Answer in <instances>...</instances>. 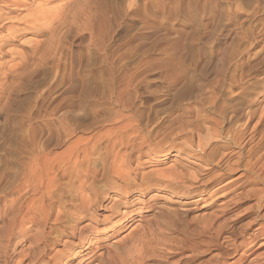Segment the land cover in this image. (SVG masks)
Listing matches in <instances>:
<instances>
[{"label": "rangeland", "instance_id": "1", "mask_svg": "<svg viewBox=\"0 0 264 264\" xmlns=\"http://www.w3.org/2000/svg\"><path fill=\"white\" fill-rule=\"evenodd\" d=\"M36 13L59 16L35 33ZM210 118L245 137L240 151L260 176L215 195L208 184L203 202L148 184L186 190L222 171L227 139L204 154L222 163L213 170L191 156ZM116 168L128 172L129 197L109 187L107 177L125 185ZM80 183L93 202L84 218L66 204ZM139 206L92 244L94 264L229 262L264 226V0H0V264H52L60 230L102 228L114 208ZM24 207L47 210L45 224L28 223ZM246 240L244 262L264 254V236Z\"/></svg>", "mask_w": 264, "mask_h": 264}, {"label": "bare ground", "instance_id": "2", "mask_svg": "<svg viewBox=\"0 0 264 264\" xmlns=\"http://www.w3.org/2000/svg\"><path fill=\"white\" fill-rule=\"evenodd\" d=\"M36 14H39V15H34V14H33V16L31 15L32 16L31 17V21H33V23H32L33 29L32 30L35 33H38L42 29V27L47 26L48 24H50L52 22V19H53L52 16H54V15L59 16V14H57V13H55L54 15L51 13L52 14L51 17L44 18V16L42 17L41 13H36ZM79 17H81V16H79ZM20 34H21V32H20ZM28 42L30 43L31 41H28ZM36 44L33 45L34 48L32 47L31 51H33V52L35 51L34 49L37 48ZM222 106L220 105V108ZM236 110H237V108H236ZM208 121H209V125H207L205 127L204 133L198 136V142H199L198 144H199V147H200L199 150H200V154L201 155L198 154V153H192L191 156H194L196 159L201 160L203 163L205 162L204 165L202 164L203 166H201L205 170H211L212 167L215 164L222 162L223 164L222 163L221 164L224 165V166H223V168H220L222 170L221 172L219 171L217 173H213V174H211L209 176L208 179L206 178V180H203V181H200L201 180L200 178H198V180H196V178H197L196 175H193V177H192L193 181L192 182L194 183V182H199L200 181L199 184L198 185H192L189 189L178 190V191L177 190H171L170 187L168 186V184H165V185L163 184V186H161V184L159 185L158 181L157 182L148 183L149 181L147 182L146 178H142L141 181L142 182H146V183H148L150 185L151 184L152 185L153 184H157L156 187H158V188L160 187L161 189L172 191L175 195L178 194L180 197H185L187 195L191 196V195L196 194L197 195L196 199L191 200V202H197V201L203 202V200H204L203 193L205 191V189L203 187L204 186L206 187L208 184H212L211 188L208 190L209 191L208 192L209 195L210 194L211 195H215V194H219L220 190L222 188L230 185L234 181H237V180L240 181V180H243L245 178L248 179L249 173H253V174H256V176H260V172L261 171H258V170L253 171V168H255L257 166V164L259 163V160L255 159V161H254L252 159V157L244 159L243 156H242V152L240 151L247 144V141H245V137L242 139V135H240V133L239 134L234 133V134H232L230 136L227 135V134H221L219 129H218L220 127V121L218 119H216V118H210V119H208ZM241 133H243V132H241ZM222 138L227 139L229 141V143L220 146V148L223 149V150H222V153L220 154L218 160L221 161V162H215L214 164H212V161L210 159H205L204 158V154H208V155L212 154L213 153V149H214L213 147L215 146L214 143L216 141L221 140ZM252 151H253L252 148H250V149L248 148L247 153L251 154ZM254 154H256V153H254ZM158 155H160V157L164 156L165 152H160ZM228 155H233L234 157L231 156L232 158H230V156H228ZM226 156H228V157H226ZM256 156H257V154H256ZM262 167H263V164H261L260 170H261ZM236 171H239V174L236 177L229 178L230 175L235 173ZM173 173L174 172L171 171L170 174H168V175H173ZM112 175L117 177V178L122 179L124 181L125 185H121V183H118L115 180L110 179L109 177H107L108 176L107 175L106 176L107 177V182L109 180V183L111 182V184L113 185V186L109 185V187L111 189H113L115 194H121L124 198L129 197L131 195V193L134 192V188H132L130 186V184L131 185H133V184L130 183L131 180L129 179V177H126V178L124 177V176H128L127 170L123 169V168H116V169L112 170ZM160 175L162 176V174H160ZM174 176H176L175 173H174ZM224 176H226V179H225ZM51 178L48 179L49 180L48 183H52L50 181ZM52 181H53V179H52ZM47 185H49V184H47ZM84 189H85L84 185L80 183L78 185V187H77V194L73 198V200H68V202L67 201L64 202V204L66 202H67L66 204H68V203L71 204L72 201H73V203L77 204L75 209L78 211V213H80L79 216H78L80 218H84L85 215L84 214L82 215V213H85V211L88 210L89 207H90L89 204L93 203L92 201L91 202L89 201V199H90L89 196L84 194V191H85ZM142 189H138L139 192L143 193L145 189L143 191H142ZM221 195H223V194H221ZM70 201H71V203H70ZM94 201H96V200L94 199ZM174 201H178V200H174ZM28 205H29V203H28ZM88 205H89V207H88ZM25 206L27 207V205H25ZM26 207H24V208H26ZM62 210H63V212H65L66 207L64 206ZM111 211H112L111 213H109L107 215H104L103 221L106 219L108 224H105L104 227H102V228H99V224H97L98 222H96V221H98L97 218L95 217L96 215H91L90 214L91 216L89 217V219H90V221L92 223L96 222L95 225H93V224H91L89 222V223H86V224L81 225V226H73V227H71L70 232H65L63 230H60V232H61V234H60V236H61L60 237L61 238V244H60L61 248H57L55 251H53L51 256H49L53 260L52 264H72V261H74L75 259H77V260H75L76 264H94L93 261L95 259L94 258L95 251H93V250L95 248H97V246L99 244L98 243L100 241V240L98 241L99 237L101 236L103 238H107V236L111 234L110 232L114 231L116 227H118V229H121L122 226H124V225H122L123 222H124L123 220L126 219V218H128V220H131L133 218V215L135 214L134 212H137V214H138L140 211H142V207L139 206L138 209L133 208V209L129 210L128 212L125 211V210L119 212L118 208H114ZM40 214L41 215L37 217L34 211H32L29 208H26L25 217H26V220L28 221V223H31V224L32 223H36L35 221H38V220L41 223L42 222L44 223V221L48 219L49 212L47 210H45V209H42ZM118 215H120V216L118 217ZM115 216H117L118 218L116 220L112 221L111 219L114 218ZM39 221H38V223H40ZM41 223H40V225H41ZM18 226L20 227V224ZM87 227L89 229L87 230V234L85 235V233L83 231ZM101 230H102V232L100 233V235H98L99 231H101ZM91 234H95V236H93V238H95V241H93V238L90 237ZM258 236H264V226H262V225L256 226L253 229V231L251 232V236H247L245 238V240H242L241 242H239V244L234 246L233 253H232L231 257H230L231 260L229 262L226 261V260H222V261H220L217 264H264V254H260L258 256V258L256 256L255 258L250 259L248 262H244V261L247 260V257H249V253L248 252H250V249H251L250 248V246H251L250 244H252L251 240H246V239L250 238V237L257 238ZM93 243H95L94 244V249L92 248L93 247V245H92ZM261 246H264V241L259 244V247H261ZM43 251H46V250L43 249ZM39 253H43L42 250H41V252L39 251ZM48 255H50V254H48ZM34 261H36V260H33V262ZM33 262H31V263L32 264H41L39 262H34V263Z\"/></svg>", "mask_w": 264, "mask_h": 264}]
</instances>
